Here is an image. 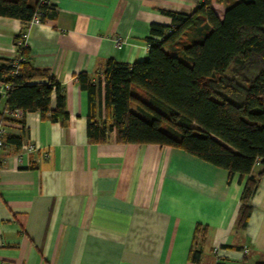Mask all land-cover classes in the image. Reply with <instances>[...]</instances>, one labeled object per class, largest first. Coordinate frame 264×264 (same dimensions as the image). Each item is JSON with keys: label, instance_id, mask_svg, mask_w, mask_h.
Returning a JSON list of instances; mask_svg holds the SVG:
<instances>
[{"label": "crops", "instance_id": "0c3cea01", "mask_svg": "<svg viewBox=\"0 0 264 264\" xmlns=\"http://www.w3.org/2000/svg\"><path fill=\"white\" fill-rule=\"evenodd\" d=\"M53 1L56 15L29 28L27 45L33 64L61 84L69 120L61 125L27 112L23 125L5 123L6 133L21 134L24 127L23 143L47 147L50 155L13 144L1 151L0 264L264 260V176L241 230L238 175L230 180L226 169L177 147L121 143L114 132L108 141L92 143L87 134L88 94L78 74L88 73L95 83L102 79L104 90L110 59H147L151 24L170 25L167 11L189 13L203 0ZM24 26L0 16V58L18 56L16 37ZM4 106L3 98L0 111ZM55 106L53 92L51 110ZM197 227L203 234L196 241L203 250L198 263L190 260Z\"/></svg>", "mask_w": 264, "mask_h": 264}, {"label": "trees", "instance_id": "16d2710c", "mask_svg": "<svg viewBox=\"0 0 264 264\" xmlns=\"http://www.w3.org/2000/svg\"><path fill=\"white\" fill-rule=\"evenodd\" d=\"M38 10L45 12L43 20L57 13H49L41 0H0V16L24 24ZM166 13L170 25L150 26L147 59L107 62L104 90L102 79L95 83L88 73L78 74L88 94V138L106 142L114 132L121 143L173 146L226 169L230 180L238 175L243 188L236 228L245 229L264 176V0H203L189 13ZM19 40L20 34L16 44L23 60L17 66L15 58H0V81L11 85L0 121L23 125V118L4 112L20 109L66 124L61 84L50 70L33 64L28 46ZM53 92L56 106L51 110ZM24 134V127L21 134L6 133V145L21 147ZM201 234L197 227L190 252L196 263L203 252L196 247Z\"/></svg>", "mask_w": 264, "mask_h": 264}, {"label": "built area", "instance_id": "2783aa9c", "mask_svg": "<svg viewBox=\"0 0 264 264\" xmlns=\"http://www.w3.org/2000/svg\"><path fill=\"white\" fill-rule=\"evenodd\" d=\"M41 1L49 7V13H51L55 9V4L53 0H41ZM43 15H45V12L42 10H38L33 15L31 20L27 24H25L23 30L19 33L20 34V40L18 41L19 45L28 46L27 39L29 36V32H28L29 28L35 24H42L44 22L43 17H42ZM117 43L121 45L120 41H117ZM14 58H15L14 66H17L18 62L23 60V58L20 56H16ZM10 88H11V85L9 83L0 81V97L2 98L6 97V94L8 93ZM4 112L16 119L22 118L24 114L23 111L20 109H14V110L5 109ZM5 134H6L5 124L4 122L0 121V154L3 148L6 146ZM21 149L22 151H26V152L41 151L44 157H49L50 155V150L47 147H40L33 142L23 143L21 146ZM0 161H1V156H0ZM257 164H259V161L257 162Z\"/></svg>", "mask_w": 264, "mask_h": 264}, {"label": "rangeland", "instance_id": "374dc122", "mask_svg": "<svg viewBox=\"0 0 264 264\" xmlns=\"http://www.w3.org/2000/svg\"><path fill=\"white\" fill-rule=\"evenodd\" d=\"M230 75V74H229Z\"/></svg>", "mask_w": 264, "mask_h": 264}]
</instances>
